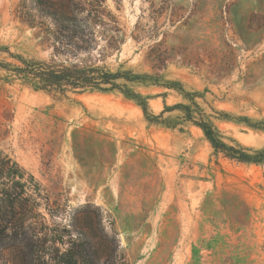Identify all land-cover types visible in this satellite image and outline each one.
<instances>
[{"label": "rangeland", "instance_id": "374dc122", "mask_svg": "<svg viewBox=\"0 0 264 264\" xmlns=\"http://www.w3.org/2000/svg\"><path fill=\"white\" fill-rule=\"evenodd\" d=\"M46 1L57 0H0V65H10L0 66V161L34 179L23 194L1 176L0 192L40 204L26 237L14 239L13 226L0 237V264H62L65 251L79 264H264V0H73L84 5L79 18L110 14L122 29L120 52L104 58L113 71L152 74L163 55L166 68L155 73L196 94L206 114L259 127L212 119L225 143L258 151L257 164L216 155L197 127L149 125L118 93L55 99L23 85L9 53L50 59ZM95 3L104 9L94 12ZM94 32L98 56V23ZM136 89L152 96L154 115L188 103L173 89Z\"/></svg>", "mask_w": 264, "mask_h": 264}, {"label": "trees", "instance_id": "16d2710c", "mask_svg": "<svg viewBox=\"0 0 264 264\" xmlns=\"http://www.w3.org/2000/svg\"><path fill=\"white\" fill-rule=\"evenodd\" d=\"M91 10L98 12L104 9L101 3L89 4ZM42 17L50 18L54 31L52 33V53L48 61L26 60L20 56L15 57L21 65L14 66L11 70L23 85L34 91H42L55 99L67 98L68 93L80 95L83 93H118L124 99L135 103L142 111L145 121L149 125H161L167 128H176L184 124L197 127L203 133L205 140L209 143L216 155L221 154L224 158L245 164H257L261 155L258 151H252L243 147L236 140L233 144L225 143L221 131L214 125L213 120L220 122H244L253 129H259L249 123L246 118L234 119L224 112L212 111L217 115L212 116L205 111L194 100L196 94L185 91L183 85L176 81H164L162 75L155 70L166 68V59L163 55L155 56L152 63V74L135 73L131 69H124L120 64L116 70H112L104 61L106 54L110 51L120 52L122 45L126 42L122 36V29L117 21L108 15L106 20L81 19L77 13L83 11L84 5L73 0L46 1L40 5ZM22 22L29 26H35L34 20L19 16ZM99 24L105 45L101 48L98 56L92 55L96 48V37L94 27ZM4 70H10L9 64L0 65ZM138 86L173 89L180 93L188 103H177L172 106H164V110L154 115L150 109V95H144L136 89ZM165 97L166 94H158L156 97ZM177 111L179 115L174 118L164 117L166 112ZM213 119V120H212ZM181 130V129H180ZM264 130V127H262ZM250 152H253L252 154ZM25 172L17 163L5 156L0 161V177L5 176L13 183V189L20 187L25 193V187L29 181L34 182L32 176L25 179ZM39 196V195H38ZM26 197H29L28 195ZM28 198L19 199L17 193L1 190L0 192V237H7L9 226H13L12 235L14 239L24 238L27 223L39 215L37 212L40 204L33 200L28 206ZM40 216V215H39ZM62 264H79L77 258L70 251L63 252L60 257Z\"/></svg>", "mask_w": 264, "mask_h": 264}]
</instances>
